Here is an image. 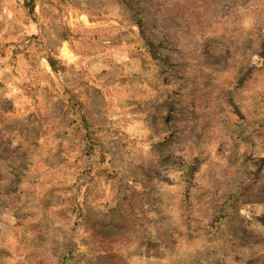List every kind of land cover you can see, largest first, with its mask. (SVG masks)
I'll use <instances>...</instances> for the list:
<instances>
[{
    "label": "rangeland",
    "instance_id": "rangeland-1",
    "mask_svg": "<svg viewBox=\"0 0 264 264\" xmlns=\"http://www.w3.org/2000/svg\"><path fill=\"white\" fill-rule=\"evenodd\" d=\"M0 264H264V0H0Z\"/></svg>",
    "mask_w": 264,
    "mask_h": 264
},
{
    "label": "trees",
    "instance_id": "trees-1",
    "mask_svg": "<svg viewBox=\"0 0 264 264\" xmlns=\"http://www.w3.org/2000/svg\"><path fill=\"white\" fill-rule=\"evenodd\" d=\"M138 16H140V15H138ZM137 24H138V27L141 30V33H142V36H143L144 40L147 42V44L150 47H153V43L150 41L151 40L150 37L147 36L146 35L147 34L146 31H144L145 25H144V20H143V17L142 16L137 19Z\"/></svg>",
    "mask_w": 264,
    "mask_h": 264
}]
</instances>
